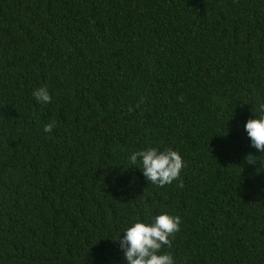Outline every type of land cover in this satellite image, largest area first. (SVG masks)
I'll use <instances>...</instances> for the list:
<instances>
[{"label": "trees", "instance_id": "16d2710c", "mask_svg": "<svg viewBox=\"0 0 264 264\" xmlns=\"http://www.w3.org/2000/svg\"><path fill=\"white\" fill-rule=\"evenodd\" d=\"M261 105L264 0H0V264H126L162 213L176 264H264ZM149 147L178 180L146 181Z\"/></svg>", "mask_w": 264, "mask_h": 264}, {"label": "clouds", "instance_id": "9594fccd", "mask_svg": "<svg viewBox=\"0 0 264 264\" xmlns=\"http://www.w3.org/2000/svg\"><path fill=\"white\" fill-rule=\"evenodd\" d=\"M32 96L41 105L52 102V95L47 87L35 89ZM259 111L261 115L249 119L244 125V130L250 140V146L257 152L264 153V105L260 106ZM54 127L55 121H52L44 125L43 131L51 133ZM129 159L133 166L139 165L136 168L141 170L148 183L159 187L178 180L184 168L182 156L171 148L161 150L149 147L131 153ZM180 224L178 216L168 213L143 221H132L120 232L116 242L126 264H176L174 257L162 249L165 246L171 247L170 237L180 230Z\"/></svg>", "mask_w": 264, "mask_h": 264}]
</instances>
